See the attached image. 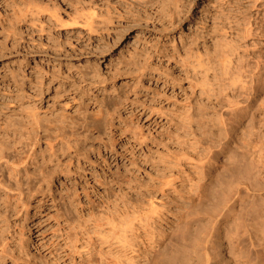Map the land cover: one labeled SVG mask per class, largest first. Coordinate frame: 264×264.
Returning <instances> with one entry per match:
<instances>
[{"label": "rangeland", "instance_id": "1", "mask_svg": "<svg viewBox=\"0 0 264 264\" xmlns=\"http://www.w3.org/2000/svg\"><path fill=\"white\" fill-rule=\"evenodd\" d=\"M34 1L0 0V151L36 155L0 264H264V0Z\"/></svg>", "mask_w": 264, "mask_h": 264}, {"label": "bare ground", "instance_id": "2", "mask_svg": "<svg viewBox=\"0 0 264 264\" xmlns=\"http://www.w3.org/2000/svg\"><path fill=\"white\" fill-rule=\"evenodd\" d=\"M29 1V0H28ZM36 1V0H35ZM35 1H34V3H35ZM166 0H164V2H165ZM171 1V0H170ZM170 1H168V4H173V2H174V4H176L175 6H177L178 7V5H179V3H177L178 2V0H174V1H172V3L170 2ZM31 2V1H30ZM32 3V2H31ZM30 3V4H31ZM148 3V2H147ZM166 3V2H165ZM29 4V3H28ZM34 5V4H33ZM35 6V5H34ZM39 6H40V4H39ZM38 6V7H39ZM146 6V5H145ZM35 7H37V5L35 6ZM37 7V8H38ZM41 7V6H40ZM45 7V6H44ZM171 7V6H170ZM174 7V6H173ZM101 8H102V6H101ZM39 9V8H38ZM40 9H42V8H40ZM82 10H84V9H82ZM81 10V11H82ZM101 10V9H100ZM108 10V9H107ZM86 11V10H85ZM155 11V10H154ZM123 12V11H122ZM125 12V11H124ZM137 12V11H136ZM83 13V12H82ZM85 13V12H84ZM83 13V14H84ZM99 13V12H98ZM111 13H113V12H111ZM145 13V12H144ZM105 14V13H104ZM117 14V13H116ZM151 14V13H150ZM109 15V14H108ZM147 15V14H146ZM81 16V15H80ZM115 16V15H114ZM148 16V15H147ZM97 17V16H96ZM96 17H94V15H93V12H92V14L90 13V14H86L85 15V17H84V19L82 20V21H76L77 20V18H75L76 20V25H82V26H89V27H95L96 25H94V24H97L98 22H99V24H100V22H102L103 20H105V19H103V18H101V19H97ZM100 17H102V16H100ZM106 18H108V16H105ZM104 17V18H105ZM110 17H112V15L110 16ZM109 17V18H110ZM82 18V17H81ZM108 18V19H109ZM149 18V17H148ZM79 19V18H78ZM103 19V20H102ZM107 20V19H106ZM105 20V21H106ZM111 20V19H110ZM137 20V19H136ZM146 21V20H145ZM184 18L182 17H180L179 19H178V25H183L184 24ZM104 22V21H103ZM140 22V21H139ZM113 23V22H112ZM138 23V22H137ZM136 23V24H137ZM146 24V23H145ZM148 24V23H147ZM105 26V25H104ZM88 27V28H89ZM15 32V31H14ZM101 80V79H100ZM104 80V79H103ZM91 89V88H90ZM126 97V96H125ZM124 97V98H125ZM132 101V100H131ZM106 105V104H105ZM106 107V106H105ZM159 109V108H158ZM35 117V116H34ZM37 117V123H38V117H40V116H36ZM35 117V118H36ZM139 119V118H138ZM35 120V119H34ZM36 121V120H35ZM40 121V120H39ZM34 121L32 120L31 121V123L30 124H34L33 123ZM37 123H35L34 125H36ZM155 123H159V120H157ZM60 124H62L63 125V123H60ZM71 124V123H70ZM74 124V123H73ZM72 124V125H73ZM33 125V126H34ZM76 125V124H75ZM33 126H31V127H33ZM67 126H69V125H67ZM30 127V128H31ZM35 127V126H34ZM33 127V128H34ZM39 127V126H38ZM60 127H62V126H60ZM66 127V126H65ZM75 127V126H74ZM73 127V128H74ZM29 128V129H30ZM54 128V127H53ZM63 128H64V126H63ZM48 129H49V127H48ZM57 129V128H56ZM59 130H60V128H58ZM69 129V128H68ZM72 129V128H71ZM31 130H35L36 131V129H31ZM51 130V129H50ZM64 130V129H63ZM63 130H61V131H63ZM76 130H77V128H76ZM80 130V129H79ZM55 131V130H54ZM54 131H52V133L54 134ZM69 131V130H68ZM75 131V128L73 129V131L72 132H74ZM38 132V131H37ZM44 132V131H43ZM47 132V131H46ZM57 132H59L58 130L56 131V135H60V134H58ZM64 132V131H63ZM79 132V131H78ZM28 133V132H27ZM32 133V132H31ZM30 133V134H31ZM35 133V132H34ZM65 133H66V135H67V131H65ZM82 133V132H81ZM80 133V134H81ZM86 133V132H85ZM38 134V133H37ZM36 134V135H37ZM46 134V133H45ZM54 134V136H56ZM73 134V133H72ZM22 135V134H21ZM63 135H65V134H63ZM61 136L62 137V141L61 142H55V141H53V136L52 135H50L49 134V136H50V138H49V142L47 143L48 145H49V153H48V157L46 158L47 160H48V162H50L49 163V165L50 164H52L51 162H53V161H56L55 159L56 158H58L59 156H61V155H64L67 151H65V142H67L68 143V138L69 137H71L70 136V134H69V137H67V136ZM86 135V134H85ZM19 136V135H18ZM51 136H52V138H51ZM128 136V135H127ZM78 137V136H77ZM81 137V136H80ZM131 137V136H130ZM130 137H128V139L130 138ZM143 138L145 137V136H142ZM15 138V137H14ZM28 138V137H27ZM143 138H141V139H143ZM9 139V138H8ZM23 139V138H22ZM77 139V138H76ZM75 139V140H76ZM133 139V138H132ZM140 138H138V140H141ZM18 140V139H17ZM27 140V139H26ZM29 141H30V139H28ZM27 140V141H28ZM56 140H58V137L56 138ZM63 140H65V141H63ZM73 140V139H72ZM78 140V139H77ZM18 141H20V140H18ZM48 141V140H47ZM74 141V140H73ZM39 142V141H38ZM70 142V141H69ZM80 142V141H79ZM78 142V143H79ZM139 142H141V141H139ZM8 143V142H7ZM16 143H17V141H16ZM21 143V142H20ZM27 143H29V142H27ZM26 143V144H27ZM66 143V145L67 146H69L68 144ZM71 143V142H70ZM74 144H75V142H73ZM78 143H76V144H78ZM124 143V142H123ZM24 144V143H23ZM39 144V143H38ZM80 144V143H79ZM1 145V144H0ZM11 145H14V144H11ZM30 145V144H29ZM71 145H72V143H71ZM5 146V145H4ZM9 146H10V144H9ZM73 146V145H72ZM76 146V148L73 150V154H72V156H74L75 157V159H76V162H75V166H76V168H77V170H76V172H74L75 174H76V176H78L77 174H78V172L80 171V168H81V165H83L81 162H80V157L79 156H77V155H79L78 153H77V150L79 151L81 148H79V147H77L78 145H75ZM7 147V146H6ZM14 147V146H13ZM26 147V146H25ZM30 147V146H29ZM33 147V146H32ZM82 147V146H81ZM34 148V147H33ZM69 148H70V146H69ZM82 148H84V147H82ZM8 149V148H7ZM86 149V148H85ZM8 150H10V149H8ZM7 150V151H8ZM14 150V149H13ZM34 150V149H33ZM67 150V149H66ZM88 150V149H87ZM2 151V150H1ZM0 151V152H1ZM17 151V150H16ZM22 151V150H21ZM18 152V151H17ZM69 152V151H68ZM76 152V153H75ZM83 152V151H82ZM2 153V154H1ZM0 153V171L1 172H3V171H5L6 173H7V175L9 174V178L11 179V182H6V183H9V184H5V182H4V180L1 178V177H3V176H1L0 178V190H3L4 191V194L5 195H7L8 194V196H9V194L10 193H8V192H10V190L12 189V185H14V184H16L17 186L16 187H18V191H19V197L21 198V196L25 193V191H24V188L22 189V185L24 186V185H26L25 184V181H28V180H30V179H28V180H25V175H24V173L29 169V164H31L33 161L31 160L30 161V159H32L33 157H35L34 156V151L33 152H31V148H30V152H29V154H27V155H24V157L26 156V158H24V160L22 159V157L20 158V160H23V161H20V162H18L19 160H11L10 159V157L12 158V156H9V154L8 153H3V152H1ZM40 153V152H39ZM79 153H80V151H79ZM14 154V153H13ZM74 154H76V155H74ZM12 155V154H11ZM15 155V154H14ZM13 155V156H14ZM44 155V154H43ZM82 155V154H81ZM18 156V155H17ZM33 156V157H32ZM71 156V157H72ZM103 157V156H102ZM1 158H4L5 160H4V162H3V160L1 161ZM70 158V157H69ZM19 159V158H18ZM59 159V158H58ZM75 159H73V161L75 160ZM72 159H70V163H74V162H72L71 161ZM95 160V159H94ZM101 160V159H100ZM17 161V162H16ZM60 161V160H59ZM68 161V160H67ZM38 162V161H37ZM93 162V161H92ZM95 162V161H94ZM34 163V162H33ZM39 163V162H38ZM91 163V162H90ZM55 164V163H54ZM46 165V164H45ZM41 166V165H40ZM53 166H55V165H53ZM59 167H62L63 168V166H59ZM34 168V167H33ZM50 168V167H49ZM65 168V167H64ZM63 168V169H64ZM67 168V167H66ZM83 168H85L86 170H88V167H83ZM43 169V168H42ZM41 169V172L42 171H44V170H46V169H44V170H42ZM56 169V168H55ZM59 169V168H58ZM61 169V168H60ZM91 169V168H90ZM48 170V169H47ZM50 170H51V168H50ZM53 170V169H52ZM65 170V169H64ZM67 170V169H66ZM34 171V170H33ZM56 171V170H55ZM72 171H74L73 169H72ZM29 173H30V171H28ZM35 172V171H34ZM45 172V171H44ZM49 172V171H48ZM47 172V174H49ZM61 172V171H60ZM66 172V171H65ZM68 172H70V171H68ZM29 173L27 174V176L29 175ZM35 173H37V172H35ZM34 173V174H35ZM46 173V172H45ZM53 173H55V172H53ZM3 174V173H2ZM1 174V175H2ZM41 174V173H40ZM43 174V173H42ZM74 174V175H75ZM79 174H80V172H79ZM73 175V176H74ZM30 176V175H29ZM28 176V177H29ZM43 176V175H42ZM53 176V175H52ZM75 176V177H76ZM44 177H45V174H44ZM30 178V177H29ZM46 178H48V176H46ZM79 178V177H78ZM4 179H5V177H4ZM23 179V180H22ZM5 181H6V179H5ZM10 181V180H9ZM30 182V181H29ZM28 182V183H29ZM33 182H34V180H33ZM48 182H50V181H48ZM32 184V183H31ZM28 185V184H27ZM49 185H50V183H49ZM40 187V186H39ZM49 187V186H48ZM15 188V187H14ZM42 188V187H41ZM27 190V189H26ZM2 191V192H3ZM12 192V191H11ZM15 193V192H14ZM16 193H17V190H16ZM13 194V193H12ZM11 195V194H10ZM15 195H17V194H15ZM0 196H3V195H0ZM13 196V195H12ZM4 197V196H3ZM7 197V196H6ZM1 198V197H0ZM15 198V197H14ZM3 199V198H2ZM16 199V198H15ZM18 199V198H17ZM9 200H10V198H8V202H9ZM4 202H5V198H4ZM16 202V201H15ZM10 203V205H11V202H9ZM8 203V204H9ZM4 205H6L5 203H3ZM15 204V203H14ZM11 207V206H10ZM14 207V206H13ZM22 207H25V203L24 204H22ZM8 208V207H7ZM1 210V209H0ZM5 211V210H4ZM2 212V211H1ZM4 237V236H3ZM2 253H3V251H5L7 248H8V244L7 243H4V244H2ZM1 253V252H0Z\"/></svg>", "mask_w": 264, "mask_h": 264}]
</instances>
